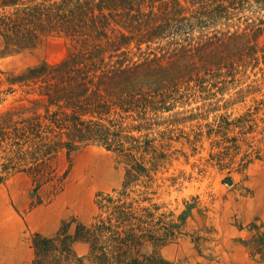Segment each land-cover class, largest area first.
I'll use <instances>...</instances> for the list:
<instances>
[{
  "label": "rangeland",
  "instance_id": "374dc122",
  "mask_svg": "<svg viewBox=\"0 0 264 264\" xmlns=\"http://www.w3.org/2000/svg\"><path fill=\"white\" fill-rule=\"evenodd\" d=\"M39 1L0 0V13ZM180 1L196 21L201 2ZM244 5L231 17L196 27L193 41L253 33L264 19V0ZM1 39L0 264H13L18 255L32 264L36 232L50 235L65 222L90 223L108 211L109 198L121 196L126 161L120 151L95 141L77 142L71 151L61 146L69 129L55 116L63 118L72 108L51 103L39 83L15 81L32 67L61 62L69 38L51 34L26 48ZM251 43L258 44V64L223 63L202 71V78L173 87L167 109L148 111L146 120L138 112L107 117L122 119L127 134L141 144L151 140L134 150L152 168L151 176L130 187L126 199L143 217L151 214L160 232L173 233L164 245L146 241L145 252L159 250L183 264H264V252L251 245L264 232V35ZM133 46L131 56L138 59L141 52ZM236 52L227 53L230 61L238 60ZM145 121L154 122L153 128L133 127ZM77 249L85 253L87 246L79 243Z\"/></svg>",
  "mask_w": 264,
  "mask_h": 264
},
{
  "label": "trees",
  "instance_id": "16d2710c",
  "mask_svg": "<svg viewBox=\"0 0 264 264\" xmlns=\"http://www.w3.org/2000/svg\"><path fill=\"white\" fill-rule=\"evenodd\" d=\"M247 1L193 0L201 2L196 21L180 0H41L0 13V38L7 46L33 47L51 34L71 41L61 62L35 66L15 77V81L39 83L51 103L63 101L72 108L63 118L55 116L69 129L68 140L59 144L71 151L77 142H99L120 151L126 161L121 196L109 198L108 211L90 223L65 222L50 235L36 232L32 264H183L165 258L159 250H143L146 241L164 245L173 233L160 232L151 224V214L143 217L126 199L130 187L151 176L152 168L134 151L149 147L151 140L141 144L127 134L122 119L107 117L113 111L121 116L138 112L146 120L148 111L167 109L173 87L175 91L195 76L202 78V71L221 69L227 63L231 67L236 62L258 64V44L251 42L264 35V19L253 33H215L193 41L196 27L231 17ZM146 4L148 11L143 9ZM133 44L141 52L138 59L131 56ZM235 49L238 60L230 61L227 53ZM153 124L145 121L133 127L153 128ZM251 241L254 252H264V232ZM79 243L87 246L85 253L78 251Z\"/></svg>",
  "mask_w": 264,
  "mask_h": 264
},
{
  "label": "crops",
  "instance_id": "0c3cea01",
  "mask_svg": "<svg viewBox=\"0 0 264 264\" xmlns=\"http://www.w3.org/2000/svg\"><path fill=\"white\" fill-rule=\"evenodd\" d=\"M25 259H27L26 256L23 257L21 255H18V257L15 260H11V261H14L13 264H24Z\"/></svg>",
  "mask_w": 264,
  "mask_h": 264
}]
</instances>
